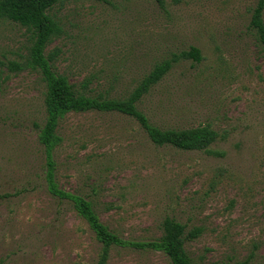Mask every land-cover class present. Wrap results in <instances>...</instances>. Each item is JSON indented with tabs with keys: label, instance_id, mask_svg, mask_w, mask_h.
I'll list each match as a JSON object with an SVG mask.
<instances>
[{
	"label": "rangeland",
	"instance_id": "obj_1",
	"mask_svg": "<svg viewBox=\"0 0 264 264\" xmlns=\"http://www.w3.org/2000/svg\"><path fill=\"white\" fill-rule=\"evenodd\" d=\"M259 0H66L48 14L55 73L89 96L128 99L159 64L161 81L137 107L158 128L209 126L205 150L155 145L118 112L69 111L50 151L53 181L90 201L126 241L157 240L169 217L186 227L193 264H264V43ZM264 21V10H263ZM26 27L0 20V59L24 63ZM200 62L180 58L191 48ZM173 62L176 58H178ZM87 83L86 89L82 84ZM46 83L40 71L0 67V264H97L102 244L71 199L49 189ZM106 264H172L157 250L113 246Z\"/></svg>",
	"mask_w": 264,
	"mask_h": 264
},
{
	"label": "trees",
	"instance_id": "obj_2",
	"mask_svg": "<svg viewBox=\"0 0 264 264\" xmlns=\"http://www.w3.org/2000/svg\"><path fill=\"white\" fill-rule=\"evenodd\" d=\"M66 0H0V20L8 19L26 27L32 33V43L29 56L24 63L17 61L4 62L0 59V67L8 71L17 72L24 69L40 71L46 83V118L40 131V141L47 149V174L48 185L51 193L59 198L71 199L78 213L88 222L95 232L97 239L102 244L101 254L97 264H106L110 250L113 246L132 247L140 250H157L164 252L172 264H193L184 251L187 236L194 238L200 233V228H195L186 236V227L167 217L163 221V235L157 240L126 241L104 225L90 201L80 196L68 195L57 188L53 181V162L50 151L53 147L54 132L59 118L69 111L96 110L102 112H118L136 119L147 132L150 140L158 146L171 145L182 150H205L218 138L219 135L209 126L188 130L161 129L149 123L146 115L137 107V102L150 88L157 85L171 68V61L157 65L148 76L134 89L131 96L123 101L104 98L103 96H89L68 82V79L55 73L51 66L52 56H47L45 50L52 40L59 36V24L48 14L57 4ZM162 1V0H159ZM264 0L259 3L252 16V26L256 29L260 40L264 43ZM180 58L194 59L200 62L201 51L191 48L183 52ZM176 58L173 62L178 60ZM87 83L82 84L86 89ZM227 264V263H209ZM236 264H246L238 262Z\"/></svg>",
	"mask_w": 264,
	"mask_h": 264
}]
</instances>
